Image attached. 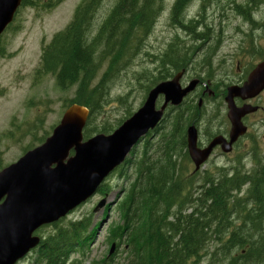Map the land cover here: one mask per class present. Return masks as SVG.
Masks as SVG:
<instances>
[{
    "label": "trees",
    "instance_id": "16d2710c",
    "mask_svg": "<svg viewBox=\"0 0 264 264\" xmlns=\"http://www.w3.org/2000/svg\"><path fill=\"white\" fill-rule=\"evenodd\" d=\"M37 1L24 0L23 4L31 6ZM194 1L176 0L170 17L173 25L198 42L204 35L185 20ZM250 1V5L236 8L252 22L250 10L257 1ZM102 2L85 0L77 8L69 26L43 48L38 70L39 75H53L63 91L76 87L67 107L77 104L90 110L84 140L114 132L115 128L92 124L108 103L110 82L141 38L153 29L164 5V0H118L94 30ZM193 51L181 52L177 43H171L158 58L157 75L149 79L146 93L189 68ZM104 60L109 61L108 67L96 82ZM195 112H199L197 104L189 99L170 108L163 125L112 174L130 184L114 208L118 221L109 225L108 240L117 249L124 246L127 264H264V167L251 175L238 170L231 177L222 171L204 177L192 172L187 129L194 124ZM1 159L0 152V170ZM112 192L108 183L98 190L103 196ZM92 217L53 224L54 232L42 238L34 251L35 264H68L74 254L84 252L101 225L93 226ZM107 260L98 264H108Z\"/></svg>",
    "mask_w": 264,
    "mask_h": 264
},
{
    "label": "rangeland",
    "instance_id": "374dc122",
    "mask_svg": "<svg viewBox=\"0 0 264 264\" xmlns=\"http://www.w3.org/2000/svg\"><path fill=\"white\" fill-rule=\"evenodd\" d=\"M57 1L38 0L34 5L21 7L3 39L4 54L0 58V152L3 168L16 163L29 150L40 146V142L49 137L60 123L67 106L75 97L76 87L63 91L58 88L53 75L38 74L43 48L51 42L55 34L69 26L77 8L85 0ZM117 1L103 0L93 21L94 30ZM175 1L164 0L162 13L153 29L141 38L135 52L133 51L129 59V56L126 57L124 68L110 82L108 103L96 115L92 125L98 128L106 125L116 130L129 113L135 114L143 106L149 79L157 75L158 58L171 43H177L181 52L189 49L191 54L194 50L190 72L185 77L188 75L187 83L203 79L205 87L207 80L230 84L231 80L237 78L235 75L238 60L242 62L240 68L245 70L264 59V0H256L257 3L250 10L252 22L246 20L236 8L250 5V0H195L187 9L185 20L193 22L195 31L204 35V39L198 42L193 41L181 27L172 24L171 8ZM108 64V60L102 62L96 82ZM191 99L198 105V96ZM159 104H162V100ZM204 105L209 106V109L205 106L201 108V112L208 116L206 122L215 121L219 116V109L226 112V103L220 98ZM210 106L213 107L210 109ZM256 119L262 118L256 116ZM204 127L208 132L210 126ZM257 130L262 153L264 124H259L243 142L248 146L242 147V150L240 148L231 159L238 158L241 152L251 153L254 133ZM228 163H231L228 158L214 159L205 167L206 171L201 170L199 175L217 176L220 172L217 168L224 165L229 167ZM246 167L251 168L249 161ZM128 176L130 178L131 175ZM106 183L113 187L111 194H96L63 219V224L66 225L70 221H78L93 214V226L101 224L94 232L90 245L84 252L74 254L68 264H98L107 259L108 264L128 262L124 246L117 249V245L110 243L107 235L109 225L118 221L114 204L122 199L124 189L129 187L130 181L115 174ZM105 198L108 199L106 207L94 212ZM109 205L111 209L106 212ZM54 230L52 226L44 227L36 235L45 238ZM113 246L115 247L111 253ZM36 260L37 254L32 252L18 264H35Z\"/></svg>",
    "mask_w": 264,
    "mask_h": 264
},
{
    "label": "water",
    "instance_id": "95a60500",
    "mask_svg": "<svg viewBox=\"0 0 264 264\" xmlns=\"http://www.w3.org/2000/svg\"><path fill=\"white\" fill-rule=\"evenodd\" d=\"M22 1L0 0V35L12 23ZM183 75L184 72L179 73L155 86L143 106L110 135L100 134L84 141L90 111L77 104L70 106L43 144L0 171V264H18L40 246L38 230L58 223L96 195L134 147L160 125L167 108L180 106L196 89L199 80L184 88ZM263 90L264 61L256 66L244 86L228 88L225 101L233 125L228 146L245 134L243 116L256 110L251 106L238 108L235 100L254 98ZM161 97L164 101L158 108ZM197 142V130L190 126L188 152L199 170L223 139H215L205 150H200ZM107 204L108 199H103L94 212Z\"/></svg>",
    "mask_w": 264,
    "mask_h": 264
},
{
    "label": "flooded vegetation",
    "instance_id": "af4514ba",
    "mask_svg": "<svg viewBox=\"0 0 264 264\" xmlns=\"http://www.w3.org/2000/svg\"><path fill=\"white\" fill-rule=\"evenodd\" d=\"M23 5H22V7H23ZM240 14L243 16L242 12H240ZM15 18H16V16H15ZM11 26H12V24H10L4 30V32L0 35V58L3 57V54H4V48H3L4 36L9 31ZM263 61H264V59L261 60L255 66H252L249 69L247 68L245 70H242V68H240L242 62H241V60H238L237 61L236 75H235L237 78L231 80L230 84L228 83V85L221 84V82H218L215 80L214 81L207 80V85L205 87V86H203V82H202L203 79H201V80H200V78L196 79V80H199V83L197 84L196 89L186 99H189L190 101L193 102V100L191 99L192 97L198 96V98H199V102L197 105L199 112H195L193 115V117L195 119L193 126H195V128L197 130V135H198V142H197L198 148L200 150H205L206 148L209 147V145L215 139L220 138V137L223 139V143L217 145L213 149L211 156L206 161V163L203 166H201V168L199 170H196V166L193 163V161L189 155L190 160H191V164L193 167V170H191L192 172L197 173V174H201V170L204 169V171H206L205 167L208 164L212 163L214 159H218V158H224V159L228 158L229 162H231V163H228V164H230L229 167L227 165H224L221 168H217V169H220V171H222V173L228 175L229 177H231L232 175L237 173L238 170H242L243 174L251 175L252 173L257 171L261 167H264V150L261 153V150L259 149L260 146L258 144V139H259L258 130L254 133V140H253V146L251 149V153L250 152H246V153L241 152L238 155V158L236 157L237 159L236 158L231 159V157L234 154H236V152H238V150L240 148L242 150V147L248 146L247 144H244L243 142L249 138L251 130L255 129L257 127V125H259V124H264V90L258 96L254 97V98L246 99V100L238 98L235 100V104L238 108H243L245 106H251L252 108H255L256 110L253 112H250L249 114H247L245 116H243L241 122H242V125L244 126V128L246 129V132L244 135L238 137L232 143L231 147L228 146V144L231 143V140H232L233 125L229 119V109H228L227 104L225 105L226 106V112L220 111V109H219V113H218L219 116L216 117L215 121H213V122H208V121L206 122V120H208V116L206 117V114H203V112H201V110H202L201 108L203 106H205L204 104H206L208 101L209 102L212 101L213 99L220 98V99H222V101L224 103H226L225 99L227 97L228 88L231 86H239V87L244 86V84L247 82L252 71L256 68L257 65H259ZM182 71L184 72V75H183V78L181 80V83H182V86L185 88L186 86H188V84H190L192 82L191 81V82L187 83L188 75H187V77H185L186 74H189L190 68H187L186 70H182ZM227 81H229V80H227ZM212 107L213 106H210V109ZM205 108L209 109V106L206 105ZM256 116H258V118H262V119L257 120ZM206 125L210 126L208 132H207V130H204V129H206L204 127ZM226 151H229V152H226ZM248 161H249V163H251V168L246 167V164L248 163ZM216 166L218 167V165H216Z\"/></svg>",
    "mask_w": 264,
    "mask_h": 264
},
{
    "label": "bare ground",
    "instance_id": "6f19581e",
    "mask_svg": "<svg viewBox=\"0 0 264 264\" xmlns=\"http://www.w3.org/2000/svg\"><path fill=\"white\" fill-rule=\"evenodd\" d=\"M246 188V187H245Z\"/></svg>",
    "mask_w": 264,
    "mask_h": 264
}]
</instances>
